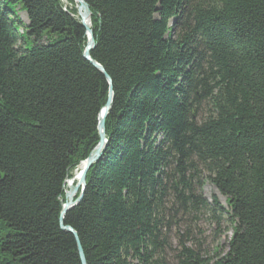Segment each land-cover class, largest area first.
I'll return each instance as SVG.
<instances>
[{
    "label": "trees",
    "instance_id": "trees-1",
    "mask_svg": "<svg viewBox=\"0 0 264 264\" xmlns=\"http://www.w3.org/2000/svg\"><path fill=\"white\" fill-rule=\"evenodd\" d=\"M84 1L114 91L64 217L87 264H264V0ZM87 42L74 0H0V264H83L60 217L110 91Z\"/></svg>",
    "mask_w": 264,
    "mask_h": 264
},
{
    "label": "water",
    "instance_id": "water-1",
    "mask_svg": "<svg viewBox=\"0 0 264 264\" xmlns=\"http://www.w3.org/2000/svg\"><path fill=\"white\" fill-rule=\"evenodd\" d=\"M74 1L77 3V9H78L79 16L81 18L82 24L85 26L87 30V35H88V42H87L84 55L86 59H88L96 68H98L100 71H102L105 74L110 84V91H109V97H108L107 103L102 109L100 116H99V125H98V129L100 133L99 143L92 150V152L89 154L87 159L82 162L83 167L80 172V176H79V180L77 184L65 192V202L63 204V209H62L61 217H60L62 227L65 230L72 232L76 236L77 241H78V249H79L82 262L83 264H87L85 254L82 249L78 235L73 230V228L64 225V217L70 209H72L74 206L80 203V201L83 199L84 194H85V189L87 187L88 171L90 170V168L92 167L94 163L98 162L102 158L104 154V149L106 148V145L108 143V138L106 135V117L112 106L114 91H113V81L111 77L109 76V74L105 71V68L101 64L96 62L94 59H92L91 57V51L95 47V39H94L93 29L90 27V24H91L90 7L84 0H74Z\"/></svg>",
    "mask_w": 264,
    "mask_h": 264
},
{
    "label": "rangeland",
    "instance_id": "rangeland-1",
    "mask_svg": "<svg viewBox=\"0 0 264 264\" xmlns=\"http://www.w3.org/2000/svg\"><path fill=\"white\" fill-rule=\"evenodd\" d=\"M20 17L23 19V21L27 22L26 16L23 12H19ZM82 163L80 164L79 169L81 168ZM83 167V166H82ZM77 171V170H76ZM75 171V173H76ZM76 185V184H75ZM67 191V186L65 189V192ZM204 195L208 198L211 199L214 194H218L222 201L224 202V198L219 194L215 186L210 183L209 181L206 182L203 188ZM199 227L202 229V234H199L198 229L196 227H192V230L194 231V235L197 238H200V241L203 243V247L207 249L208 251L212 252L213 249L219 245V244H226V237L230 236L231 232H228L227 234H223L219 236V234L216 233V225L211 224L208 222L205 218L201 220ZM172 245L175 247L177 245V238L175 235V229L172 231Z\"/></svg>",
    "mask_w": 264,
    "mask_h": 264
},
{
    "label": "bare ground",
    "instance_id": "bare-ground-1",
    "mask_svg": "<svg viewBox=\"0 0 264 264\" xmlns=\"http://www.w3.org/2000/svg\"><path fill=\"white\" fill-rule=\"evenodd\" d=\"M83 163L81 165V168L76 171L74 176L67 181V190H69L71 187H73L75 184H77L80 176V172L82 170Z\"/></svg>",
    "mask_w": 264,
    "mask_h": 264
}]
</instances>
